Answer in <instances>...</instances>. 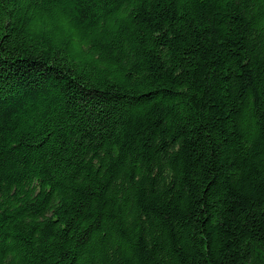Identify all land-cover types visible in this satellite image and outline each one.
<instances>
[{
  "label": "trees",
  "instance_id": "obj_1",
  "mask_svg": "<svg viewBox=\"0 0 264 264\" xmlns=\"http://www.w3.org/2000/svg\"><path fill=\"white\" fill-rule=\"evenodd\" d=\"M0 264H264V0H0Z\"/></svg>",
  "mask_w": 264,
  "mask_h": 264
}]
</instances>
